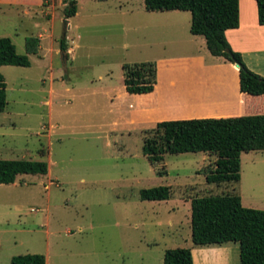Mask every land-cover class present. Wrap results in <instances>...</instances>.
Wrapping results in <instances>:
<instances>
[{
    "label": "rangeland",
    "instance_id": "obj_1",
    "mask_svg": "<svg viewBox=\"0 0 264 264\" xmlns=\"http://www.w3.org/2000/svg\"><path fill=\"white\" fill-rule=\"evenodd\" d=\"M68 1L0 3V37H9L17 53H26L28 37L41 36L28 66L0 65L6 98L0 158L47 164L45 174L0 184V264L24 253L46 254L48 264H57L70 249L89 246L106 248L109 263L120 264L130 255L124 239L188 248L193 197L236 193L243 206L264 210V150L241 152L239 180L220 183L204 179L213 154L165 152L150 164L142 153L162 92L127 94L121 65L158 63L155 83L162 86L182 78L180 65L167 59L194 53L207 62L202 44L188 40L189 12L146 10L143 0H76L75 14L64 17ZM238 1L241 28L259 26L254 0ZM255 63L262 72L264 62ZM157 185L169 186V199H139L140 189ZM227 246V264H239L237 243Z\"/></svg>",
    "mask_w": 264,
    "mask_h": 264
},
{
    "label": "trees",
    "instance_id": "obj_2",
    "mask_svg": "<svg viewBox=\"0 0 264 264\" xmlns=\"http://www.w3.org/2000/svg\"><path fill=\"white\" fill-rule=\"evenodd\" d=\"M256 20L264 25V0H254ZM150 11L186 10L190 13L189 32L201 35L207 51L237 66L239 91L251 95L264 93V77L244 64L241 54L230 48L225 30L238 26V0H143ZM76 0L63 8L64 17L75 14ZM38 37L25 40V54H19L7 36L0 37V65L28 66L27 54H37ZM59 48L66 50L65 39ZM122 83L128 94H145L155 84V63L152 61L123 63ZM6 104L5 82L0 74V111ZM144 136L142 153L150 164L162 160V154L207 152L215 156L207 182H236L239 180L241 152L264 150V114L233 117H205L162 120ZM47 164L42 160L1 159L0 184L13 183L18 174H45ZM140 200H167L168 185L142 188ZM190 240L193 245H238L239 264H264V210L245 207L236 193L193 197L190 199ZM8 264H44L40 253L16 254ZM162 264H193L189 248H168Z\"/></svg>",
    "mask_w": 264,
    "mask_h": 264
},
{
    "label": "crops",
    "instance_id": "obj_3",
    "mask_svg": "<svg viewBox=\"0 0 264 264\" xmlns=\"http://www.w3.org/2000/svg\"><path fill=\"white\" fill-rule=\"evenodd\" d=\"M43 1L46 2V0H0V3L42 6ZM185 11L165 10L162 12H167L164 14L170 16H178ZM240 11L238 1V26L225 30V38L230 48L241 54L247 68L264 77V70L261 72L257 63H255V61L264 62V25L258 26L256 24V8L253 7L256 27L241 28ZM186 18L189 29L190 13L189 17L187 16ZM177 23V20L173 21L174 25ZM190 36L192 38L188 39L190 42L198 40L200 45L202 44L203 46V52L209 54L205 47L204 38L201 35L190 33ZM37 37L40 40V34ZM209 56L207 62H204L199 55L194 53L183 54V56L177 58H169L167 59L169 63L180 65L182 78L178 80L169 78L165 85L161 86L158 82L155 83L153 90L149 93L130 95H155L160 88L162 96L157 101L159 105L157 106L156 104L155 108L160 114L153 118L152 121L154 123L172 119L219 118L264 114V93L251 95L239 91L237 66L222 57L210 54ZM158 70L157 63V73L159 72ZM179 90H182L184 97H178ZM150 112L152 111L149 109H142L139 114L150 116ZM123 241L124 245H127L124 251H128L130 255L126 259H120V264H162L163 253L167 248L157 249L153 246L156 244L155 242L142 241V239L128 243L125 242V239ZM188 248L191 252L193 264H227L229 252L231 251L227 243L203 246L191 244ZM109 262L106 248L89 246L83 252H72L70 249V252L66 253L61 261L58 260L57 264H110ZM44 264H48L46 254L44 255Z\"/></svg>",
    "mask_w": 264,
    "mask_h": 264
},
{
    "label": "water",
    "instance_id": "obj_4",
    "mask_svg": "<svg viewBox=\"0 0 264 264\" xmlns=\"http://www.w3.org/2000/svg\"><path fill=\"white\" fill-rule=\"evenodd\" d=\"M66 19L64 20V23H65Z\"/></svg>",
    "mask_w": 264,
    "mask_h": 264
}]
</instances>
